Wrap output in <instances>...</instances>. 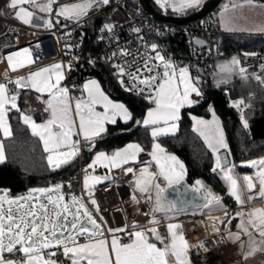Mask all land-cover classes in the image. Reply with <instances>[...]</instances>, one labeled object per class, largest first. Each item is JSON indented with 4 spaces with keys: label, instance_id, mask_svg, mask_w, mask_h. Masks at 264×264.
<instances>
[{
    "label": "snow or ice",
    "instance_id": "6c2138e0",
    "mask_svg": "<svg viewBox=\"0 0 264 264\" xmlns=\"http://www.w3.org/2000/svg\"><path fill=\"white\" fill-rule=\"evenodd\" d=\"M157 2L161 3L162 7L172 6L175 8L174 0L171 5L169 0H157ZM248 2L251 3V0ZM109 3L110 0H85L84 3L59 5L57 0H8L6 7L13 10L14 19L31 25L35 11L29 10L25 5L39 12L49 15L54 13L65 20L79 23L87 15L89 9ZM200 3L201 0H182L180 7L181 9L195 8ZM54 4L57 5L56 8H53ZM46 26L49 28L53 26L50 19L46 21ZM111 29L112 25L106 24L102 31H111ZM151 47L153 51L157 48L154 44ZM23 51L27 52L28 49ZM116 54L114 52L113 56ZM120 55L127 57L132 54L126 49H120ZM155 59L160 61V65L152 64L151 58L145 59L141 66H135L134 63L114 65L119 77H127V81L123 78L120 79V83L126 91L142 95L144 99L155 105L154 108L148 110L142 122L134 120L133 114L123 103L113 102L109 99L95 80L84 84L83 89L87 92V99L77 100L73 109L70 103L72 98L69 96V88L61 86V81L64 79V68L60 63L30 71L27 77L19 76L15 81H9L15 83L17 88H30L38 93L47 92L49 94V99L46 101L48 107L45 111H50V119L42 124H36L30 117H23L25 124L31 127L32 134L38 136L43 142L45 152L49 153V164L54 168L60 167L61 164L68 163L70 159L79 154L81 141L73 140L74 135H82L85 142L94 146L95 138L107 131L105 125L107 123L116 124L117 117L123 119L126 124L133 121L135 124L143 123L145 126H153L151 135L154 140L161 135L174 133L180 119V109L199 103L200 99H192V95L195 94V97L202 98L203 93L197 87V82L191 78L188 67L177 69L170 59L166 60L159 52ZM7 60L13 71L36 62L31 58V53L25 59H18L17 53H11L7 56ZM231 63L238 64L239 61L234 57ZM160 66L163 67V71H156ZM68 68H71V64L68 65ZM240 71L244 72V69L241 68ZM144 73H148V75ZM53 76H55V81L52 79ZM138 85L143 87H138ZM146 91L148 94L144 95ZM16 100L17 94L13 93L9 96L7 85L0 83V130L5 136L11 135V129L7 123L9 109L6 105L10 103L11 108H17ZM242 103L243 101L235 102L233 106L238 107ZM97 105L103 111H96ZM73 112L76 117H79L78 125L73 118ZM213 116L212 122L196 120L195 117L193 119L207 130V135L204 131H201V135L205 136L208 147L213 152H219L221 148L228 149V144L214 113ZM241 119L243 126L247 128L248 123L243 115ZM197 130L200 131L199 128ZM152 147L153 151L149 155L157 162L158 173H150L147 168H144L137 175L132 167H124L130 162L137 161L139 154L144 151L137 143H129L111 154L98 152L88 168L94 169V166L100 165L109 169L118 168L125 175L131 173L136 177V190L143 194H149V200L152 199L151 191H155V210L161 211L163 210L162 194L166 188L161 187L155 181L162 178L168 187H172L174 184L180 183L185 175V170L184 165L175 156L167 154L159 143H153ZM65 148L69 149L66 154L62 151ZM5 159L4 147L0 143V162ZM257 164L260 166L257 174L258 195L260 198H264V159L248 162V166L251 167H256ZM221 165V159L217 156L216 167L213 168V171L215 172L219 168L224 173L223 178L228 183L229 195L243 206L245 201L242 199V189L237 179L231 175L232 169ZM106 178L86 176L84 183L85 187L89 189V195H91L89 180L99 183ZM243 181L248 192H252L256 188V182L252 177L245 176ZM196 183L202 186L200 181ZM62 187V185H56L54 189H34L26 196L16 200H6L5 196H0V264H61L59 260L52 259L57 256L59 250H62V255L70 261V264H192L189 256L192 247L208 250L203 242L198 245H190L180 231L182 226L174 223H169L166 226L168 235H162L156 226L147 227L133 224L131 225L132 231H128L127 226L117 229L109 228L106 229L108 233L112 234L109 243L105 236V229L97 223L92 212L81 199L72 196L71 203H66L64 195L59 194L56 199L48 196L47 204H45L39 202V197L33 196V193L36 192L46 194L55 191L59 193ZM252 198V196L248 197L249 200ZM132 199L138 202L135 195ZM205 199L206 206L212 203L222 206L220 197L213 195L211 191H208ZM5 203L8 205L7 208L4 206ZM90 203L96 205L94 199ZM13 204L17 205L16 213L19 214L23 211V214L14 215ZM48 205L57 209L52 216L48 214ZM171 207L169 204V211ZM95 210L99 212L98 205ZM145 215L148 214L145 213ZM245 215L247 219H244ZM235 216L241 217V221L237 225L239 232H228L226 238L233 242H239L240 247L243 248L246 242L241 237H248L249 250L244 253V259L256 251L264 252V208H256L246 214L243 211L237 212ZM225 218V220H220L219 217L213 219L221 224L231 223L227 212H225ZM158 223L159 221L155 217L149 221V224L152 225ZM213 229L216 233L220 232V229L215 225H213ZM120 232L126 233L128 243L120 242V238L115 235ZM256 235L260 237V240H256ZM81 236H84L88 242L79 243L78 237ZM5 238L8 240L7 244L4 242ZM53 248L58 251H49L45 254L44 250ZM17 252L23 254V259L19 261L5 259V253L16 254Z\"/></svg>",
    "mask_w": 264,
    "mask_h": 264
},
{
    "label": "built area",
    "instance_id": "2783aa9c",
    "mask_svg": "<svg viewBox=\"0 0 264 264\" xmlns=\"http://www.w3.org/2000/svg\"><path fill=\"white\" fill-rule=\"evenodd\" d=\"M69 1L73 0H57V4ZM130 1L132 0H110L108 5H100L89 9L87 15L79 23L64 19L59 20L60 22L57 23L54 13L51 15L47 13L53 23V26L49 28L43 24L26 25L14 19L13 14L6 7L7 0H0V36L5 35L7 37L6 41L0 44V82L7 84L9 94H18L20 88H17L15 83H10L9 81H15L17 77L24 76L27 71L35 67L60 63L64 68V79L62 82L70 90L72 70L81 72V78L84 79L88 76L86 72L87 65L97 61H109L113 67L114 65H126V63H134L135 66H141L145 59L151 58L150 62L152 64L160 65V61L155 59L157 52L164 56L166 60L170 59L177 68L188 67L193 75L198 68L207 77L213 74L214 51L217 44L216 35L226 32L217 27L216 20L212 17H200L187 22L159 20L146 13L142 8L129 6L128 3ZM156 6L158 10L166 12V7H162L161 3L156 2ZM56 7L57 5L54 4L53 8ZM106 10H110V19L97 27L96 45H94V49H89L85 52L83 47L84 31L81 25L84 24L87 18ZM106 24L112 25L111 31H102ZM195 37L204 38L207 41V45L195 44L193 42ZM174 39L177 41L184 40V49ZM41 40H47L48 47H46V43H43L44 47H46L43 50L45 54L39 59H35V64L13 71L10 64H8L6 53ZM153 44L157 46L155 51L151 47ZM120 49H126L132 55L122 56L120 55ZM114 52L117 53L115 56H113ZM235 54L236 59L239 61L237 64L239 68L254 66L255 74L263 71L264 47H258L252 52L236 51ZM69 64H71L70 69L68 68ZM115 70L117 73L116 68ZM156 71L162 72L163 67H158ZM144 74L148 75V73ZM117 78L120 86L125 89L121 85L120 79L123 78L127 81V77H119L117 75ZM138 87L143 86L138 85ZM147 94L148 92L146 91L144 95ZM72 139L81 141L80 152L77 155V168L68 176H60L44 184L43 189H54L56 185H62L63 187L59 193L55 191H50L46 194L39 193L37 197H39L40 203L47 204L48 196L54 198L59 194L64 195L67 203H71L72 196L80 198L89 208V211L92 212L93 217L105 229L107 238L111 233H108L106 229L125 228L127 226L128 231H132L131 225L148 223V221L153 219L151 217L155 211L153 198L149 200V194L137 191L133 187L134 176L131 173L125 175L118 168L110 169L111 176L108 180L93 185L91 195H86L83 185L84 174L88 171L98 170L101 166L96 165L94 169L88 168L89 164L85 165L82 159L83 151L90 145L89 142H85L82 137L76 135ZM44 154L49 155L47 152ZM139 165H148L157 173V166L151 161L148 152H141L137 161L131 162L124 167H132L136 171V167ZM48 166L50 169L54 168L50 164ZM42 187L43 185H36L34 188L18 194H12L8 188H0V196H4V193H7L20 198L26 196V193L31 190ZM197 188L205 195L207 194L204 188ZM133 195L136 196L138 202L132 199ZM89 196L96 201V205L90 203L88 200ZM97 205L99 212L95 210ZM4 206L7 208V203ZM232 208L233 206L218 210L201 209L173 219H163L157 216L155 219L159 223L151 225L152 227H158L162 235H168L166 226L169 223L180 224L182 226L180 231H182L185 240L190 245H198L203 242L208 249L207 251L197 247L190 249L189 256L192 264H252L249 261V257L247 259L243 258L244 253L248 252L246 247L247 236L241 237L246 242L243 248L240 247L239 242H233L226 238L228 232H239L237 227L239 223L231 220L229 224H221L213 219L219 217L220 220H225V212L228 213V218L231 219ZM12 209L14 215L23 214L22 212L16 213L13 205ZM245 209L248 210V207ZM55 210L56 208L52 205H48L49 216H52ZM145 213L148 215H145ZM101 217L103 218L102 220ZM213 225L220 229L219 233L214 231ZM115 234L120 238L121 243L129 241L126 233ZM80 238L78 237V239ZM4 242L5 244L8 243L7 238H5ZM49 251L58 250L55 248L44 250L45 254ZM4 255L5 259L17 261L23 259V254L19 252L16 254L5 253ZM52 259L59 260L61 264H70V261L62 255V250H59L57 256L52 257Z\"/></svg>",
    "mask_w": 264,
    "mask_h": 264
},
{
    "label": "trees",
    "instance_id": "16d2710c",
    "mask_svg": "<svg viewBox=\"0 0 264 264\" xmlns=\"http://www.w3.org/2000/svg\"><path fill=\"white\" fill-rule=\"evenodd\" d=\"M153 5L156 2L151 0ZM129 6L141 8L137 0L128 3ZM194 8H186L181 13H187ZM12 14V12L8 9ZM166 12L171 10L166 7ZM110 10L101 11L94 16L87 18L81 28L84 31L83 47L85 52L94 49L97 38V27L109 18ZM202 17H211L208 13ZM217 44L214 51V62L217 58L225 57L238 52H252L258 47H264V33L247 32H223L216 35ZM5 35L0 36V44L6 41ZM176 42L177 40L174 39ZM184 49V40L177 41ZM241 68L237 64L231 67L229 72H218L207 78L196 72L193 75L203 93L200 102L191 106H185L180 110L178 129L173 134H166L156 139L163 146L167 153H173L184 163L185 177L189 183L200 181L202 188L208 193L220 197L221 205L211 204V208H223L232 206L236 202L229 195L228 183L223 178L224 173L216 167V155L204 142L192 126L193 115H207L208 107L212 106L220 116L226 133V149L229 156V163L235 162L236 168L242 171L251 170L240 162L257 156L264 155V69L255 74L254 66ZM88 75L96 76L103 89L113 98L121 100L133 114L134 120L141 121V118L150 102L138 94L126 91L120 86L115 68L109 61H97L87 65ZM259 77V79H258ZM81 72L71 71L70 93L76 94L81 89ZM27 88H20L17 108L8 107L7 119L11 129V135L2 137L0 140L4 147L6 159L0 162V188H8L12 194L26 192L36 185L46 184L49 180L60 176H68L77 168V156L60 167L50 169L43 154L37 136H34L20 117L22 102ZM243 101L238 107L233 106L235 102ZM18 109V110H17ZM247 120L248 127L243 126L241 116ZM39 118V116H36ZM107 131L95 138L94 146H88L83 151V163L88 165L93 154L98 150H114L127 142L134 141L139 144L145 152H150L154 140L148 127L142 124H135L129 121L127 124L117 119L116 124H106ZM108 180V178L103 181ZM197 184V183H196ZM202 206V205H201ZM194 206V210L201 207ZM194 210H191L192 212ZM188 212L190 214L192 212ZM185 212V213H186ZM194 213V212H193ZM264 264V260H259Z\"/></svg>",
    "mask_w": 264,
    "mask_h": 264
},
{
    "label": "crops",
    "instance_id": "0c3cea01",
    "mask_svg": "<svg viewBox=\"0 0 264 264\" xmlns=\"http://www.w3.org/2000/svg\"><path fill=\"white\" fill-rule=\"evenodd\" d=\"M25 7H28L29 8V10H32V11H35V16L32 18V21H31V24H34V25H41V23H42V21H41V17L45 14L44 12H39L38 10H34V9H31L30 8V6H28V5H25ZM11 12H12V14H13V11L12 10H10ZM222 30H224V31H226V32H237L236 31V29H233V28H222ZM258 31V30H257ZM247 33H254V32H247ZM43 43H46V47H48L47 45V40H41V41H37V42H34V43H32V44H30L29 46H25V47H22V48H17V49H14V50H12L11 52H7L6 53V57L9 55V54H11V53H17L18 54V59H25V58H27V57H29V53H31V58L33 59V60H35V59H39L40 57H42L45 53L43 52V50L44 49H46V47H44V45H43ZM50 47V46H49ZM24 49H28V51L27 52H25V51H23ZM9 64V63H8ZM53 64H56V63H51V64H48V65H42V66H38V67H35V68H33V69H30L29 71H27L25 74H24V76L26 77V74L27 73H29L30 71H36V70H38L39 68H44V67H48V66H51V65H53ZM219 64H220V62H219V59L217 60H215V62H214V70H216L217 68H219V69H221L220 67H219ZM11 67V66H10ZM182 67H184V66H182ZM179 68H181V67H178L177 69H179ZM189 69V68H188ZM224 68L222 67V69L220 70V72L222 73H224V72H229L230 71V69H225V70H223ZM218 71V70H217ZM189 74H190V76H191V78L193 79V81H194V78H193V75H192V72H191V70L189 69ZM93 76L92 75H90V76H87V77H85L82 81H81V89H82V91H83V99L82 100H85L86 98H87V92L86 91H84V89H83V86H84V84L85 83H87V82H89V81H92V80H95L94 78H92ZM52 79H53V81H55V76H53L52 77ZM96 81V80H95ZM101 85V84H100ZM61 86H63V87H65V85L63 84V82L61 81ZM100 88H101V86H100ZM69 96L71 97V93H70V91H69ZM72 98V97H71ZM49 99V94L47 93V92H44V93H38V92H36L34 89H30V88H27V92L25 93V95H24V98H23V102H22V112L20 111V113H19V117H20V119L24 122V119H23V117L24 116H28V117H30L36 124H42V123H44L45 121H47L48 119H50V111H45V109L48 107V105H47V103H46V101ZM109 99H111L110 97H109ZM192 99H200V98H197V97H195V94H193L192 95ZM113 102H117V103H122L120 100H115V99H111ZM16 102L18 103V99L16 100ZM70 103H71V106H72V108L74 109V100L73 99H71V101H70ZM7 106H10L11 107V104H8V105H6V107ZM100 109H101V107L99 106V105H97ZM126 106V105H125ZM127 107V106H126ZM155 107V105L154 104H150V106H148L147 108H146V110H145V112H144V114H143V116H142V118H141V122L145 119V117H146V114H147V112H148V110L149 109H152V108H154ZM103 110V109H102ZM181 110V109H180ZM216 112V111H215ZM212 113H211V111H210V109L208 108V116H210ZM36 116H39V120L38 119H36L37 117ZM203 116H206V115H203ZM219 115H218V113L216 112V114H215V117L218 119V121H219V125H220V127L222 128V130H223V134H224V139H225V141H227L226 140V133H225V130H224V127H223V123H222V120H221V118H220V116L218 117ZM36 117V118H35ZM73 118L75 119V121H76V123H77V125H78V123H79V121H78V118L74 115V112H73ZM117 119H120L121 121H123V119H121V118H119V117H117ZM202 120H204V121H207V122H212V119L211 118H203ZM7 123H8V119H7ZM142 125H144L143 123H141ZM8 125H9V123H8ZM27 126H28V128H29V131L32 133V129H31V127L27 124ZM106 126V125H105ZM145 126V125H144ZM161 126H163V125H161ZM148 127V132H149V134H150V136L152 137V135H151V131H152V127L153 126H147ZM202 127V128H201ZM194 129H195V131L200 135V137L204 140V142L206 143V140H205V136L204 135H201V131H204L205 132V135H207V130L203 127V126H201V125H197L196 127L194 126L193 127ZM200 129V131H198L197 129ZM177 129H178V124H177V128H176V130H175V132L177 131ZM174 132V133H175ZM0 134H1V136L2 137H8V136H5L4 135V133H3V131L2 130H0ZM168 134H173L172 132H170V133H168ZM38 137V136H37ZM80 137H82V135L80 136ZM83 138V137H82ZM153 138V137H152ZM38 139H39V137H38ZM39 142H40V145H41V147H42V149H43V154L45 153V150H44V145H43V142L39 139ZM155 142H158L159 143V141L157 140V139H155V140H153L152 141V145H151V149L153 148L152 146H153V143H155ZM0 143H2V141L0 140ZM129 143H136V142H134V141H130V142H127L126 144H124V145H122L121 147H118V148H116V149H114V150H110V151H105V150H98V151H96L94 154H93V156H92V159L90 160V161H93V159L95 158V155L100 151H102V152H105V153H107V154H111V153H113L114 151H116V150H118V149H122V148H124L127 144H129ZM160 144V143H159ZM207 144V143H206ZM161 145V144H160ZM208 145V144H207ZM162 146V145H161ZM163 147V146H162ZM223 149V148H222ZM63 152H65V154L69 151V149H67V148H65V149H63L62 150ZM153 151V149L152 150H150V152H148V153H151ZM110 152V153H109ZM168 154V153H167ZM215 155H216V159H217V156H218V154L215 152ZM44 156H45V159H46V161H47V159H48V156L49 155H45L44 154ZM264 156V155H263ZM262 156H257V157H255V160H253V161H257V159H260ZM150 158H151V161L153 162V163H155V165H156V161L155 160H153L152 159V157L150 156ZM47 163H48V161H47ZM131 163V162H130ZM89 164V163H88ZM240 164L241 165H244V166H248V165H246L245 163H243V162H240ZM48 165H49V163H48ZM227 167H229V168H231L232 169V165H230V166H227ZM251 170H249V171H251L252 172V170L254 171V172H249L250 174H252L254 177H255V180H256V188L254 189L255 191H256V193H255V196L256 197H258L259 198V195H258V193H259V183H258V179H257V174H258V169H259V165L257 164V166L256 167H251V166H248ZM144 168H147V170H148V172H150V173H156L153 169H151L148 165H139L138 167H136V174L137 175H139V173L144 169ZM184 170H185V167H184ZM92 171H94L95 173H100L101 175H98V177H102V178H104V177H107V178H109L110 176H111V174H110V169H108V168H106V167H103V166H101L100 167V169H98V170H92ZM89 172H91V171H89ZM159 172V170H158V168H157V173ZM247 171H242V172H240L242 175L244 174V177L245 176H247V174H249V173H246ZM237 170L235 169V170H233L232 169V171H231V175H234L235 176V178L237 177L238 178V176H237ZM86 175H91V174H89V173H85L84 174V176H83V183H84V177L86 176ZM103 175V176H102ZM95 176V175H94ZM183 177H185V175L183 176ZM135 179H136V177H133V187L135 188ZM104 179H102L101 180V182L103 181ZM156 183H159L160 185H161V187H163L164 185H166V182H164L163 181V179L162 178H160V179H158V180H156L155 181ZM96 183H94V184H92V183H89V187H92L93 185H95ZM190 184H192V185H195V187H201V186H199V185H197L196 183H194V182H191ZM84 185V184H83ZM136 189V188H135ZM241 189H242V199H244V201L246 202L247 200H246V194H245V192H244V189L242 188V186H241ZM247 190V189H246ZM138 191V190H137ZM228 191H229V187H228ZM151 195H152V198H153V201H154V208L156 209V204H155V191L154 190H152L151 191ZM206 196H207V194H206ZM162 198H163V210H161V211H154V214L153 215H151V217H162L163 219H173V218H177V217H179V216H181V215H185V214H187L188 212H186V211H189L190 210V212H192L191 210H194V206H201V207H199V208H197V209H195L193 212H197V211H199V210H201V209H204V210H210V205L211 204H208L207 206H206V201H205V203L204 204H201V205H194V206H189V207H186V208H182V209H176L173 205H172V203L170 202V201H168V200H166L163 196H162ZM234 198V197H233ZM234 200H235V198H234ZM258 200V201H257ZM256 201L258 202V203H261V204H259V205H255V206H251V207H248V210L247 209H245V210H243V212H245V214L247 213V212H249V211H251V210H253V209H256V208H264V199H257ZM235 204L234 205H232L233 206V208H235V206H238L239 205V203L235 200ZM257 203V204H258ZM169 204H171V210L169 211L168 210V207H169ZM212 204H214V203H212ZM227 207H229V206H227ZM227 207H223V208H227ZM223 208H218V209H223ZM211 209H213V208H211ZM239 211V210H238ZM186 212V213H185ZM192 212V213H193ZM232 212V211H231ZM241 212V211H240ZM237 212H235V213H233V214H231L232 216H234L235 214H236ZM245 218H247V216L245 215ZM244 218V219H245ZM235 222H237V223H240V221H241V217H238V218H236V220H234ZM135 225H140V226H147V227H152V225L151 224H149V221H148V223H139V224H135ZM116 235V234H115ZM117 236V235H116ZM111 238H112V234H110L109 235V237H108V240H109V243H110V241H111ZM78 242L79 243H86V242H88L87 241V239L84 237V236H81V238L80 239H78ZM129 242V241H128ZM127 242V243H128ZM159 246V245H158ZM110 250V249H109Z\"/></svg>",
    "mask_w": 264,
    "mask_h": 264
},
{
    "label": "rangeland",
    "instance_id": "374dc122",
    "mask_svg": "<svg viewBox=\"0 0 264 264\" xmlns=\"http://www.w3.org/2000/svg\"><path fill=\"white\" fill-rule=\"evenodd\" d=\"M7 2H8V0H7ZM84 2H85V0H73V1L61 3L59 5H70V4H74V3H84ZM153 2H157V0H153ZM172 2H173V0H169V4L170 5H171ZM181 2H182V0H174L175 8L172 7V6H168V8L171 10L172 13L181 14V12H183L186 9V8L181 9V7H180ZM215 11L217 13L216 23H217V27L219 29H222V28H233V29H236L237 32L264 33V0H251V3H249L248 0H221L219 2V4L217 5ZM54 18H55V20H63L64 19L63 17H58L55 14H54ZM49 19H50L49 15L47 13H45L41 17V21H42L41 24L46 25V21L49 20ZM234 57L236 58V54L235 53L234 54H229V55H227L225 57H222V58H217V60L219 59V62H220L219 67L221 69L223 67L224 68L223 70H225V69H231V67L235 66V64H232L231 63V61H232V59ZM221 69L217 68L218 72H220ZM239 73H240V75H242V72H239ZM28 75H29V73L26 74V77ZM88 76H90V75H88ZM92 78H94L99 83V85L101 84L100 81H99V79L96 76H93ZM0 83H5V82H0ZM100 86H101V90L108 97H110L111 99L119 100V99H116V98L111 97L103 89L102 85H100ZM9 96H11V94H9ZM71 97L74 100V108H75L76 101L83 99V91L81 90L80 92H78L76 94L73 93V94H71ZM17 99H18V96H17ZM16 104H17V107H19V105H18L17 102H16ZM8 107H10V106H7V108ZM208 108L209 109L211 108L210 111H211L212 114L210 116H208V114H207L206 116H203V115H193V117H195L196 120H200V119H203V118H211L212 121H213V119H214L213 113L216 114V112H215V110H214V108L212 106H209ZM20 111L22 112V109ZM96 111H103V110H102V108L100 109L98 106H96ZM193 117H192V126L193 127L194 126L196 127L198 124L196 123V120L193 119ZM77 118H78V121H79V117H77ZM36 119L39 120V118H36ZM155 143H158V142H155ZM216 153L218 154V152H216ZM168 154H170L172 156H175L177 158V160L184 165L183 161L178 156H176L173 153H168ZM261 159H264V156H262L260 159H257V161H259ZM253 160H255V157L254 158H251V159L244 160L242 162L245 163L246 165H248V162H251ZM47 161L49 163V160L48 159H47ZM90 163H92V161H90L89 164ZM230 165H232V169L233 170H235V169L237 170V173L236 174H237L238 178L237 177L235 178L234 175H232V176L235 179H237V181L240 184V186H242V188L244 189V192L246 194V200H247L244 203L243 206L241 204H239L235 208H232V210H231L232 213L240 212L242 210H245V208H247V207H251V206H255V205L261 204V203H258L257 202L258 201L257 199L260 200V199H264V198H260V197L258 198V197H256L255 196V193H256L255 190H253L252 192H248L246 190V188L244 186V181H243V177H244V174L245 173L243 175L240 173V171L236 168L237 166H236L235 162L231 163ZM156 166H157V168L159 170V166L157 165V162H156ZM249 172H251V171H247L246 173H249ZM252 172H254V171L252 170ZM86 173L91 174V175H86V176H89V177H98V175H101L100 173H95L94 171H91V172L88 171ZM85 177H84V181H85ZM89 183L94 184L91 180H89ZM83 184H84V192H85V194L86 195H89V189L85 187V183H83ZM49 186L51 187V185H49ZM192 186L195 187V185H192ZM43 188H44V184H43V187L42 188H39V189H43ZM90 188L92 189V187H90ZM3 192H5V191H3ZM28 193H26V195ZM38 194H39V192L33 193V196L34 197H37ZM4 196H5V199L6 200L7 199H12V200L18 199L16 195L12 196V195H8L7 193H4ZM249 196H252L253 198L251 200H249L248 199ZM53 199H56V197H54ZM88 200L91 201L92 198L89 196L88 197ZM64 202L67 203V201L65 199H64ZM21 203H23V202H21ZM240 207H241V209H240ZM13 208L16 209L17 208V205L13 204ZM218 208L219 207H216V208H213V209L210 208V210H218ZM55 211H57V209ZM22 213H23V211H22ZM236 218H238V217L234 215V216L231 217V220L234 221V220H236ZM97 223H98V221H97ZM49 238L51 239V237H49ZM255 238H256V240H260V237L258 235H256ZM247 241H248V237H247ZM246 247H247V250H249V244L248 243L246 244ZM259 260H264V252L256 251L253 255L249 256V261L252 264H260V263H258Z\"/></svg>",
    "mask_w": 264,
    "mask_h": 264
},
{
    "label": "water",
    "instance_id": "95a60500",
    "mask_svg": "<svg viewBox=\"0 0 264 264\" xmlns=\"http://www.w3.org/2000/svg\"><path fill=\"white\" fill-rule=\"evenodd\" d=\"M141 8L151 15L152 17L172 22H187L197 18L202 17L204 14H209L214 20H217V13L215 8L221 0H202L198 7H195L193 10L187 13L175 14L170 12H164L158 10L151 0H137ZM193 42L197 45H207V41L201 37L193 38ZM198 74L207 78V76L200 70L197 69ZM218 156L221 159L222 165L226 166L229 163V156L226 149H221L218 152ZM166 188V191L162 196L170 201L176 209H182L189 206L201 205L204 204L206 195L201 191L197 190V187L192 186L186 177L178 184H174L172 187H168L167 184L163 186ZM91 227L90 225H88Z\"/></svg>",
    "mask_w": 264,
    "mask_h": 264
},
{
    "label": "bare ground",
    "instance_id": "6f19581e",
    "mask_svg": "<svg viewBox=\"0 0 264 264\" xmlns=\"http://www.w3.org/2000/svg\"><path fill=\"white\" fill-rule=\"evenodd\" d=\"M247 176L252 177L254 182H256L255 177L252 174L249 173V174H247Z\"/></svg>",
    "mask_w": 264,
    "mask_h": 264
},
{
    "label": "flooded vegetation",
    "instance_id": "af4514ba",
    "mask_svg": "<svg viewBox=\"0 0 264 264\" xmlns=\"http://www.w3.org/2000/svg\"><path fill=\"white\" fill-rule=\"evenodd\" d=\"M216 9V8H215Z\"/></svg>",
    "mask_w": 264,
    "mask_h": 264
}]
</instances>
